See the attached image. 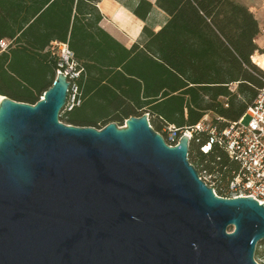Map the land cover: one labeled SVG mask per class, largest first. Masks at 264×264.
Wrapping results in <instances>:
<instances>
[{
    "label": "water",
    "instance_id": "95a60500",
    "mask_svg": "<svg viewBox=\"0 0 264 264\" xmlns=\"http://www.w3.org/2000/svg\"><path fill=\"white\" fill-rule=\"evenodd\" d=\"M70 85L0 96V264H260L264 204L218 195L148 113L61 121Z\"/></svg>",
    "mask_w": 264,
    "mask_h": 264
},
{
    "label": "trees",
    "instance_id": "16d2710c",
    "mask_svg": "<svg viewBox=\"0 0 264 264\" xmlns=\"http://www.w3.org/2000/svg\"><path fill=\"white\" fill-rule=\"evenodd\" d=\"M100 1L0 0V41L11 40L0 47V96L41 99L60 69L54 41L69 44L80 71V103L69 109L68 100L60 115L67 124L102 128L148 113L162 132L169 124L193 126L209 112L222 128L246 112L264 85V71L252 61L260 50L259 20L238 0H157L167 22L158 31L146 24L131 47L101 26ZM153 6L138 0L131 11L146 20ZM209 136L194 134L189 160L227 196L240 166L221 141L202 151Z\"/></svg>",
    "mask_w": 264,
    "mask_h": 264
},
{
    "label": "built area",
    "instance_id": "2783aa9c",
    "mask_svg": "<svg viewBox=\"0 0 264 264\" xmlns=\"http://www.w3.org/2000/svg\"><path fill=\"white\" fill-rule=\"evenodd\" d=\"M10 42L11 40L8 39L0 41L2 50H5ZM52 50L60 59L58 71L66 73L71 82L68 105L69 109H72L75 104L80 103V89L77 82L80 71L76 68L74 52L67 42L57 41L52 43ZM260 54L264 55V51ZM255 63L264 71L263 65ZM212 120L208 112L193 126L181 128L169 124L160 133L168 144L174 146L179 144L183 135L189 137L191 144L196 132H209L208 140L201 146L202 151L207 153L216 141H221L240 166L239 171L227 182L225 197L252 196L260 204H264V85L239 119L226 123L222 128L213 124ZM219 120L222 118L219 117ZM199 175L216 192L214 176L206 170Z\"/></svg>",
    "mask_w": 264,
    "mask_h": 264
},
{
    "label": "crops",
    "instance_id": "0c3cea01",
    "mask_svg": "<svg viewBox=\"0 0 264 264\" xmlns=\"http://www.w3.org/2000/svg\"><path fill=\"white\" fill-rule=\"evenodd\" d=\"M153 3V9L146 20L136 16L131 11V6L138 0H101L98 6L103 14L101 26L110 34L131 47L141 37L143 27L149 24L155 31L161 29L168 20V14L157 6V0H149ZM247 5L256 15L264 31V21L261 20L257 11L264 10V0H238ZM258 41V39H256Z\"/></svg>",
    "mask_w": 264,
    "mask_h": 264
},
{
    "label": "rangeland",
    "instance_id": "374dc122",
    "mask_svg": "<svg viewBox=\"0 0 264 264\" xmlns=\"http://www.w3.org/2000/svg\"><path fill=\"white\" fill-rule=\"evenodd\" d=\"M255 14V13H254ZM257 15L258 17L264 21V10H261V11H257ZM256 16V15H255ZM260 24V29H261V32L259 34V36L257 37L258 41V45L260 47V50L259 53L263 52L264 51V31H263V27H261V22L259 23ZM255 54V53H254ZM252 61L254 62L253 60V57H252ZM255 63V62H254ZM256 64V63H255ZM257 65V64H256ZM258 66V65H257ZM259 67V66H258ZM260 68V67H259ZM232 88L233 90L236 89V84L232 85ZM211 117H212V114L210 113ZM125 125V122L123 125L121 126H124ZM255 259L260 263V264H264V240L260 241L258 244H257V248H256V252H255Z\"/></svg>",
    "mask_w": 264,
    "mask_h": 264
},
{
    "label": "bare ground",
    "instance_id": "6f19581e",
    "mask_svg": "<svg viewBox=\"0 0 264 264\" xmlns=\"http://www.w3.org/2000/svg\"><path fill=\"white\" fill-rule=\"evenodd\" d=\"M254 60H255L254 62H257L264 66V55L263 54H260V53L256 54L254 57Z\"/></svg>",
    "mask_w": 264,
    "mask_h": 264
}]
</instances>
